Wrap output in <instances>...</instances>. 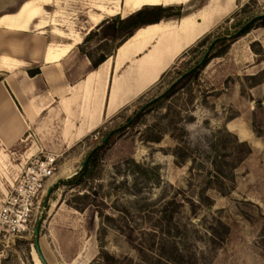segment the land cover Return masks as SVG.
Segmentation results:
<instances>
[{"label": "rangeland", "instance_id": "rangeland-1", "mask_svg": "<svg viewBox=\"0 0 264 264\" xmlns=\"http://www.w3.org/2000/svg\"><path fill=\"white\" fill-rule=\"evenodd\" d=\"M96 1L78 3L79 11L58 5L61 22L68 27L73 22L77 27L89 25L87 15ZM208 1L191 0L182 8L196 11ZM87 6L89 10L81 13ZM234 10L188 48L159 82L76 145L64 148L55 140L27 159L21 156L28 148L25 143L0 148V209L19 194L15 190L22 182L29 190V166L56 158L53 175L25 194L32 196L26 229L17 232L0 224V264H42L34 233L40 219L41 249L49 264H114L113 258L117 264H152L129 243L128 226L136 242L147 247L143 232L171 226L175 234L176 224L181 228L176 242L186 252V264H264V27L230 37L264 14V0H236ZM122 17H105L84 51L95 59L116 51L124 39L113 36L111 25ZM218 36H228L230 48L224 56L212 59L199 74L186 77L169 99L127 123L194 68ZM122 124L124 129L105 145V136ZM151 124L163 132L158 143L145 140ZM95 151L92 172L81 184L69 182ZM177 151L186 154L185 162L177 158ZM216 157L224 173L212 165ZM131 160L146 170L135 168ZM18 196L22 201L24 194ZM175 197L183 206L170 223L162 219L161 210Z\"/></svg>", "mask_w": 264, "mask_h": 264}, {"label": "crops", "instance_id": "crops-1", "mask_svg": "<svg viewBox=\"0 0 264 264\" xmlns=\"http://www.w3.org/2000/svg\"><path fill=\"white\" fill-rule=\"evenodd\" d=\"M82 1L90 0H0L1 149L25 143L28 148L21 156L27 159L55 140L70 148L143 95L122 93L112 101L113 84L129 64L118 60L120 47L96 69L81 48L105 17H125L145 5L187 0H98L87 15L89 25L77 27L73 22L68 27L61 22L58 5L79 11L75 5ZM37 69L39 73L30 74Z\"/></svg>", "mask_w": 264, "mask_h": 264}, {"label": "trees", "instance_id": "trees-1", "mask_svg": "<svg viewBox=\"0 0 264 264\" xmlns=\"http://www.w3.org/2000/svg\"><path fill=\"white\" fill-rule=\"evenodd\" d=\"M183 4H173L169 6H163V5H145L141 7L140 9L136 10L133 13H130L129 15L118 18L117 21L111 25V30L113 36L122 35V38L124 41L134 35L135 32H137L139 29L145 27L146 25L159 23L161 21H168V20H175L180 19L183 15L190 11H186L182 8ZM255 27H264V14L260 16H256L252 18L250 21L246 22L240 30H238L237 34L230 35L231 38L237 36H244L248 34L251 29ZM95 32L92 30L89 35L86 38L85 43L90 39V37ZM228 36H218L216 40H214V43L210 48L206 51L204 57L198 61L196 66L194 68H190L175 84H173L162 96H159L152 101L146 103L144 106H142L138 111L135 112L134 116L130 117L128 122H131L136 117H140L147 109L154 105H158L162 100L169 99L176 90H180L181 86L180 83L183 82V80L191 75H197L201 71V69H204L212 59L216 57L224 56L230 48V43L227 42ZM221 43L219 50L212 52L213 47L217 44ZM119 48V46H118ZM81 50L84 51V48H81ZM117 50V49H116ZM115 53V49H112L109 53H105L101 55L99 58L95 59L93 55L88 53L89 58L91 59L92 66L94 69L98 68L103 62H105L108 58L112 57ZM39 73V69L37 70H31V75H36ZM2 78H0L1 80ZM179 86V87H178ZM172 107L167 109L169 111ZM176 114H179V112H175ZM166 115V116H169ZM126 124H122L119 126V128H116L114 130H111L106 136H105V145L110 142V140L120 131L124 129ZM148 131L150 132L149 136L145 138L147 142H160L162 140L163 132L158 130L157 124H151L147 126ZM240 145H248L247 142H240ZM181 146H177V149L180 150ZM249 147V150H251V147ZM178 159H180V162H185L186 154L184 152H178L175 153ZM96 156V151L91 155L88 163L83 167V169L77 173L75 176L69 179V182L81 184L83 182V179L86 175L90 174L92 172V163L94 161V158ZM220 160L216 157L212 161V165L214 167H217V171H221V173H224L222 169L218 168ZM131 165L134 166L137 169H143L146 170L141 166L139 163L135 162L134 160L130 161ZM219 169V170H218ZM219 177L226 178V175L218 174ZM148 206L150 204H147ZM183 206V202L179 201L177 197L171 199L170 201L164 202L161 213L163 214L162 219L168 218V221L173 223L175 214L179 212V209ZM76 209L81 210L78 206H76ZM170 212V214L168 213ZM150 214V213H149ZM149 219H152L151 214L147 215ZM109 218V217H108ZM111 219V218H109ZM158 226V225H156ZM131 231L133 232L132 228L128 226ZM160 227V226H159ZM151 231L143 232V234L148 237V243H146L148 246H144V242H136L135 237L133 236L132 232L127 235L129 243L136 248L139 253L143 256L145 261H150L152 264H186V252H181L179 250V247L177 246L178 243L176 242V237L181 233V228L178 224L175 225V234H173L171 226L170 229L167 231H163L162 229L159 231L155 228H150ZM149 252L153 253L154 256L152 257L149 255ZM191 259H195V254H191L189 256ZM113 263L117 264L118 259L113 258Z\"/></svg>", "mask_w": 264, "mask_h": 264}, {"label": "bare ground", "instance_id": "bare-ground-1", "mask_svg": "<svg viewBox=\"0 0 264 264\" xmlns=\"http://www.w3.org/2000/svg\"><path fill=\"white\" fill-rule=\"evenodd\" d=\"M235 5L236 0H214L179 20L161 21L135 32L118 48V60L129 64L113 84L112 101L122 93L134 97L153 87L188 48L234 12Z\"/></svg>", "mask_w": 264, "mask_h": 264}, {"label": "built area", "instance_id": "built-area-1", "mask_svg": "<svg viewBox=\"0 0 264 264\" xmlns=\"http://www.w3.org/2000/svg\"><path fill=\"white\" fill-rule=\"evenodd\" d=\"M56 158L52 157L46 161L36 162L33 167H28L26 170V176L28 178H32L33 183L30 185L29 190L26 189V185L22 182L19 188H16V193L24 194L23 200L19 198V194L17 196H11L7 202L0 209V224L4 226H8L14 231L21 232L24 231L27 227L28 221V212L30 211L29 205L31 202L28 200L32 199L31 195H25L28 191H30L35 186L37 189L43 186L44 177H50L53 175L54 166ZM26 181V178H25ZM16 207H18L16 209ZM9 230V229H8Z\"/></svg>", "mask_w": 264, "mask_h": 264}, {"label": "water", "instance_id": "water-1", "mask_svg": "<svg viewBox=\"0 0 264 264\" xmlns=\"http://www.w3.org/2000/svg\"><path fill=\"white\" fill-rule=\"evenodd\" d=\"M146 26H147V25H146ZM134 34H135V33H134ZM132 36H133V35H132ZM129 38H130V37H129ZM129 38H128V39H129ZM128 39H126L125 41H123V42L121 43V45H119V47L122 46V44H124V42H126ZM87 162H88V159H86V160L84 161L83 166H85V165L87 164ZM56 184H57V183H56ZM56 184H55V185H56ZM55 185H54V186H55ZM54 186H52V187L49 189V191H48V196L52 193V190H53ZM48 196H47L46 199H45V205L47 204ZM41 227H42V219H40V220L37 222V225H36L35 230H34V233H35V247H36L37 254H38L39 259L41 260L42 264H49L48 261L46 260L45 256H44L43 252H42V249H41V243H40V238H41V237H40V231H41Z\"/></svg>", "mask_w": 264, "mask_h": 264}]
</instances>
